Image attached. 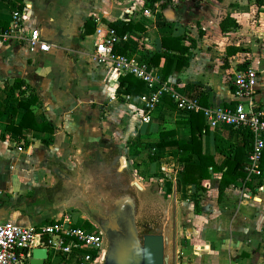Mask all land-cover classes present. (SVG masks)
<instances>
[{
	"label": "crops",
	"instance_id": "crops-1",
	"mask_svg": "<svg viewBox=\"0 0 264 264\" xmlns=\"http://www.w3.org/2000/svg\"><path fill=\"white\" fill-rule=\"evenodd\" d=\"M164 1V6H160L159 2L150 9L145 7V0H21L23 19L20 32L27 35L33 30L38 31L41 41L49 46V50L29 52L23 41L0 42V107H7L5 112L2 107L0 109V192L22 191L31 186L15 181L16 177H35V184H40L39 173L19 169L25 165L16 151L19 149L16 148L14 136L5 131L8 122L13 120L17 124L24 112L17 103L27 98L28 91L18 94L15 90L11 99L6 98L8 89L17 80L26 82L39 98L33 108L36 123L47 121L54 128L52 134L26 132L30 141L27 151L47 146L42 150L37 149L39 153L45 152L46 157L31 155L29 162L43 160L40 158H49L51 163L67 162L70 147L75 144L76 155L82 154L85 146L102 154L114 151L121 159L117 160L120 165L123 162L126 164V159L134 160L140 146L145 147L146 152H155L156 144L161 141L160 133L172 132L168 141H189V127L183 113L165 104L151 113L148 121L143 122V105L138 99L142 89L134 96H115L120 76L108 66H96L91 59L98 39L95 34L97 27H108V24L120 27L125 22L138 25L142 31L129 33L138 56L151 57L164 52L162 38L182 37L180 45L185 51L181 56L187 60V64L178 69L179 61L166 62L168 74L164 81L177 91L196 98L203 107L232 105V74L241 70L240 67H251L258 75L255 98L264 105V0ZM15 11V8L0 1V22L9 26ZM226 16L233 18L238 28L222 33L219 23ZM87 20L94 23L91 34H86L83 29ZM166 45L171 46L172 55H179L173 44ZM164 63L161 57L153 67L163 73ZM126 96H130V99L127 100ZM93 106L111 115L110 119L99 124L81 121L82 115L95 110ZM12 110L15 113L10 115ZM116 113L123 117L124 129H110L111 118ZM71 117L76 127L70 125ZM106 123L109 127H106ZM115 134L123 136L120 142L123 145H115ZM215 134L240 144L238 135L229 128L208 130L201 136L205 155L214 154ZM129 137L132 141L127 145L125 139ZM157 152L162 156L158 162L140 163L137 171L155 173L161 168L170 173L172 182L176 184L182 165L173 156L175 148H159ZM222 159L215 155L218 164ZM11 161H15L14 167L18 164L19 168L7 169L5 163ZM165 162H170L171 166L165 165ZM172 167L175 170L169 172ZM51 168L54 170L57 167L52 164ZM220 176L218 172L212 178L218 181ZM205 183L207 195L200 197L198 215L194 214L192 206L195 198L193 186L176 189L173 191V204L169 202V205H175L172 213L176 223L179 218L184 219L181 217L184 211L188 220L193 221L190 235L193 240L192 263L264 264L262 185L253 181L250 183L252 188H247L248 191L244 193L242 181L237 182L225 190L218 203L216 182L214 189L208 185L209 180ZM245 194L247 199L242 197ZM38 220V217L18 211L12 201L4 199L0 202V221L28 227L47 222ZM182 250L187 252L190 247Z\"/></svg>",
	"mask_w": 264,
	"mask_h": 264
},
{
	"label": "built area",
	"instance_id": "built-area-1",
	"mask_svg": "<svg viewBox=\"0 0 264 264\" xmlns=\"http://www.w3.org/2000/svg\"><path fill=\"white\" fill-rule=\"evenodd\" d=\"M22 19L21 11L12 14L8 29L0 32V42L23 41L29 52H47L49 46L41 41L38 31L27 35L20 32ZM95 34L98 39L91 54L92 62L96 66H108L119 76L131 75L142 83L138 99L143 105V122L164 106L168 97L176 111L184 115L202 114L205 125L212 131L245 129L251 135L252 144L240 166L244 176L242 191H248L246 183L257 178L264 180V105L255 98L258 75L253 68L245 67L232 74V105L203 107L196 98L166 83L161 70L151 65L149 56L136 55L131 34L117 35L109 27H97ZM124 44L130 45V49L115 52L116 47ZM83 222L66 217L28 227L0 221V264H29L35 248L47 251L46 261L61 257V264H100L105 252L104 236L92 222L89 228H82Z\"/></svg>",
	"mask_w": 264,
	"mask_h": 264
},
{
	"label": "rangeland",
	"instance_id": "rangeland-1",
	"mask_svg": "<svg viewBox=\"0 0 264 264\" xmlns=\"http://www.w3.org/2000/svg\"><path fill=\"white\" fill-rule=\"evenodd\" d=\"M92 108L95 110L82 115L81 121L86 124H99L110 119L111 115H106L104 111L98 110V107L93 106ZM120 115V113H116L115 117L111 118L110 125L112 128L110 127V129H124L125 123L123 117ZM70 120V125L76 127L72 122L73 117H71ZM106 124L108 125H106V127H109V124ZM122 138V135L119 136V134H115L113 139L115 145H123V143H120ZM131 141L132 139L129 137L128 139H125V144L128 145ZM74 145L75 144H72L70 147L71 152L69 153L70 155L67 162L51 163L48 160L49 158H40L43 160L37 159L36 163L29 162L28 159L31 155L34 157L36 156V158H39V155L46 157L45 152L42 151L39 153L40 150L37 151V149L42 150L46 148V145L37 149L31 148L30 151L26 150V152L16 150L21 156V163L25 165V167L19 168L18 164L14 167L15 161H11L5 163L7 169L12 170L13 168L18 167L19 169H26L28 172L39 173L40 184H35L37 181L35 177H16L14 179L15 181L18 180L21 183H27L28 185L31 184V186L22 191L11 190L4 194L0 192V202L4 201V199L12 201L14 207L18 211L26 213L28 216L38 217V222L43 220L49 222L55 220L54 218L63 219L66 217L78 223L85 220L93 222L86 216L84 205L85 198L82 193L91 196L92 184L95 181L115 182L120 180L124 183H136L141 188V190H137L136 188L131 187V189L135 191L139 201L137 216L139 221L157 217L166 221L169 220L170 215H173L172 209L174 208L175 210V205H169V202L173 204L172 196L173 191L176 190V184L172 182L173 178L170 173L163 171L161 168L155 173L141 171L139 173V171H137V165L145 162L146 153H148L145 151V147H138L136 151L138 155H135L137 158L135 157L134 160L132 159L133 161L126 159V164L123 166L122 164L119 165L117 160L120 158L118 155H115L114 151L110 153L109 151L103 152L102 154L101 151L94 152L95 149L85 146L83 147V153L76 155L74 154V151L76 150ZM52 164L57 167L55 168L56 170L51 168ZM168 164H170V162H165V165ZM173 170H175L174 167H172L169 172H172ZM64 175L68 178H62ZM215 179L216 178H212L209 180L210 183L208 185H210V188L212 189H214V184L217 182ZM202 185L205 189L207 188L206 183H203ZM261 185V188H264V180H262ZM205 192L202 193L200 197L204 198L207 195ZM242 197L243 199L248 198L246 194ZM190 208L191 207H189V209ZM179 215L180 212L178 211V216ZM187 216V212L184 211L181 215V217L184 218L183 220H180L179 218V221L176 223L175 219H173L174 264H193V240L190 238V235L193 232V221L188 220ZM189 247L190 250H187V252L182 250V248Z\"/></svg>",
	"mask_w": 264,
	"mask_h": 264
},
{
	"label": "trees",
	"instance_id": "trees-1",
	"mask_svg": "<svg viewBox=\"0 0 264 264\" xmlns=\"http://www.w3.org/2000/svg\"><path fill=\"white\" fill-rule=\"evenodd\" d=\"M5 2L8 6L16 9L19 12L23 8L21 0H0ZM160 2V6H164L166 3L164 0H145V7L154 8L156 3ZM108 27L113 29L117 35L129 34L133 31H142L138 25H133L129 22L123 23L120 27L114 24H108ZM238 28L237 22L230 16H226L221 19L219 23V29L222 33L236 30ZM8 29L7 23L0 22V32L6 31ZM83 29L86 34H91L94 31V23L90 20L85 21L83 24ZM199 32V36L201 37ZM182 37L176 38H162L161 47L164 52L160 54H154L150 57L151 65L156 66L158 60L163 57L165 60L163 67V79L167 76L168 72L165 69L166 62L177 60L178 65L176 68L187 64V60L182 58L181 54L185 51L180 45ZM173 44V47L178 49L179 55H172L171 46L166 44ZM128 44H124L121 47H116L115 52L124 53L127 49ZM241 69L245 67H240ZM24 88L22 89V87ZM142 83L131 75L120 76L118 79V87L115 91V96L120 97L121 95H136L142 89ZM17 90L18 94H24L28 91L27 98L23 101H18V107L24 112L22 113L17 124L13 120H10L5 127V131L14 136V141L16 142V147L25 151L30 145V141L27 139L26 132L36 131L41 133L52 134L54 128L47 121H42L36 123L33 108L39 101V98L32 93V89L29 88L26 82L17 80L8 89L6 93V98L11 99L13 97L14 91ZM122 100V99H119ZM165 104L171 106L175 109V105L167 97L165 99ZM2 107V106H1ZM0 107V109H1ZM3 112L7 111V107L3 106ZM1 113V112H0ZM15 110H12L11 114H14ZM2 114V113H1ZM0 114V115H1ZM186 123L189 127L190 139L189 141H168V138L172 135V132L160 133L161 141L156 144L155 152L147 153L145 157V162L156 163L161 159V155L157 152L159 148L172 147L175 148L173 156L181 163L182 167L179 171L178 177L176 178V189L179 190L181 186L190 185L195 189V198L193 200L194 214L198 215L200 195L206 191L205 187L202 185L207 180H211L214 173H221L219 180L216 182L217 190V202H221L224 192L230 186L244 180L243 174L240 172V166L246 155L251 150L252 139L251 135L245 129L233 130L231 132L237 134L240 138V144H234L230 140L223 139L219 135L213 136V146L214 154L205 155L202 152L201 147V136L206 134L210 130L206 125L202 114L200 113H187ZM179 125L181 123H178ZM215 155L221 156L222 162L218 164L215 160ZM254 181L259 185L262 182L261 178H257ZM247 188H252L250 183H246ZM90 222L85 220L82 224V228H89ZM63 259L61 257H56L52 261L48 260L45 264H61Z\"/></svg>",
	"mask_w": 264,
	"mask_h": 264
},
{
	"label": "water",
	"instance_id": "water-1",
	"mask_svg": "<svg viewBox=\"0 0 264 264\" xmlns=\"http://www.w3.org/2000/svg\"><path fill=\"white\" fill-rule=\"evenodd\" d=\"M131 187L141 190L136 183L95 181L91 196L82 193L86 216L105 239L100 264H174L173 215L166 221H139V201ZM46 259L47 251L35 248L29 264H44Z\"/></svg>",
	"mask_w": 264,
	"mask_h": 264
},
{
	"label": "flooded vegetation",
	"instance_id": "flooded-vegetation-1",
	"mask_svg": "<svg viewBox=\"0 0 264 264\" xmlns=\"http://www.w3.org/2000/svg\"><path fill=\"white\" fill-rule=\"evenodd\" d=\"M93 223V222H92ZM96 225V224H95Z\"/></svg>",
	"mask_w": 264,
	"mask_h": 264
}]
</instances>
